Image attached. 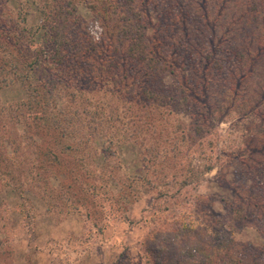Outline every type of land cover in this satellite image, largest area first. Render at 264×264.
I'll return each instance as SVG.
<instances>
[{
  "label": "rangeland",
  "instance_id": "1",
  "mask_svg": "<svg viewBox=\"0 0 264 264\" xmlns=\"http://www.w3.org/2000/svg\"><path fill=\"white\" fill-rule=\"evenodd\" d=\"M174 1L183 7L180 0ZM103 2L108 7L101 14L90 0H6L0 1V12L13 25L25 17L28 32L34 33L24 37L32 47L31 57L40 45L50 52L56 46L65 49L56 60L61 61L66 51H77L75 55L80 56L90 41L111 55L105 57L104 63L85 57L87 61L79 62L78 67L91 75L65 72L54 85V102L50 107L54 103L71 106L83 112L92 126L94 102L102 97L100 86L112 88V93L115 89L109 80L102 81V74L107 73L110 79V71L112 75L115 71L126 76L125 80L132 79L130 76L136 70L131 65H137L139 58L132 54L128 59L126 46L132 41L138 50L147 48L142 55L145 54L144 61L149 62L155 76L145 96L153 94L163 107L172 109L170 119L180 129L177 133L187 132V146L181 150L180 160L164 168V174L155 171L161 169L159 165L151 166L154 176L150 184L144 182L147 168L137 141L133 138L117 145L120 174L132 179V201L121 207L99 193L95 198L102 197L104 203L89 206V214L82 208L66 211L61 204L70 203L65 193L55 200L44 192L42 177L37 178L42 169H29L31 157L27 153L20 169L18 165L12 167L18 170L13 177L5 178L6 170L1 167L0 264H171L168 255L176 254L170 240L179 237L181 226L185 227L189 241H194L196 235L207 247L210 242L211 246L220 245L221 256L212 253L217 259H213L214 264H264V0H186L190 6L187 27H183L181 20L170 23L172 29L176 28L175 38L170 39L175 48L180 34L183 38L187 31L200 28L202 5L213 31L206 35L203 27L197 39L199 47L201 42L209 45L215 41L225 49L233 43L244 57V62L228 64V82H217L206 93L191 84L196 98L188 103L178 99V81L195 75L197 82L201 72L195 74L188 62L183 67L179 53L172 55L173 45L166 41L167 30L161 27L156 7L148 0H117L115 5L113 0ZM168 3L171 6L170 0L163 2ZM48 7L56 17L47 27L58 33L53 35L55 40L43 34L46 15L42 9ZM72 19L76 20L75 25H71ZM106 30L113 41L104 38ZM44 36L49 41L46 44ZM135 40L145 45H138ZM158 40L161 44H156ZM110 43L113 46H108ZM149 48L172 65L161 68L147 51ZM39 64L38 71L31 75L33 81L47 73L44 63ZM117 64L122 68L115 67ZM60 65L63 66L58 62L55 67ZM201 68L203 77L206 73ZM98 70L103 72L97 73ZM105 95L109 99L110 95ZM24 99L25 89L19 83L0 90L1 104L9 106ZM18 111L22 116L28 115L31 125L44 127L47 122L46 118L38 119V115L43 117L40 110L27 111L24 107ZM167 111L170 110L165 107V116ZM19 130L24 131L22 123ZM103 140L97 138L100 145ZM62 175L49 176L52 187L58 188ZM113 191L118 193L120 189L113 185Z\"/></svg>",
  "mask_w": 264,
  "mask_h": 264
},
{
  "label": "trees",
  "instance_id": "2",
  "mask_svg": "<svg viewBox=\"0 0 264 264\" xmlns=\"http://www.w3.org/2000/svg\"><path fill=\"white\" fill-rule=\"evenodd\" d=\"M90 1L97 8L99 14L101 11L106 12L108 6L103 0ZM115 1L117 0H113L112 5L116 4ZM157 1L159 0H148L150 4L156 7L162 29L167 30L166 41L171 42L170 39L175 38L176 28L172 29L170 23H180L181 20L183 27L186 28L190 6L186 0H180L183 7L174 4L176 2L174 0H170L171 6L169 3L163 4L166 0H161L158 3ZM199 9L203 12L199 21L200 28L192 29L193 34L187 31L183 38L180 34L181 39L176 48L174 43L171 42L173 48L170 45V49L174 50L173 56L179 53L183 67L188 62V65H191L190 69L195 71V74L196 71L200 70L201 72L200 80L197 82L194 78L195 75L188 80L178 81V99L187 103L190 100L194 102V98H196L192 85L198 91L206 93L207 90L214 88L217 82H228L226 77L229 63H235L238 60L244 62L242 52L237 51V47L233 43H229V47L225 49L219 46L221 42L215 44V41L210 42L209 45L206 44L207 42H201L202 47H199L200 41L197 39L203 27L207 31L206 35L213 31L205 15L207 11L202 5L199 6ZM50 10V7L46 10L42 9L46 15L43 18V34L49 39L55 40L57 37L53 38V35L58 33L47 28L49 23H53L51 19L55 17V13L51 14ZM24 20L25 17L22 16L21 20L13 25L12 20L0 12V90L3 87L19 83L26 93V99L13 102L9 106L1 104L0 101V168L3 167L6 170L5 178L7 175L13 177V172L18 170L17 168L12 169V167L18 165L19 168L27 153L31 157L29 158L31 160L29 169H42L36 176L39 179L42 177L44 192L50 193V197L55 200L59 194H67L70 203L65 204L64 201H61L66 211L72 212V209L76 211L82 208L89 214V206L98 207L104 203L101 201L102 197L99 200L95 198L100 194L107 196L111 202H118L121 207H124L126 202L132 201L130 198L132 196V179L120 174V161H118L115 151L117 145L133 138L137 141L136 144L143 153L144 166L147 168L144 182L150 184L152 183V176H154L150 171L151 166L159 165L161 169L155 171L164 174V168L169 164L172 165L174 160H180V156L183 154L180 152L187 146V132L177 133V130L180 129L175 127L173 119H170L172 109H169L167 105L163 107V103L153 94L145 96L152 81L151 78L155 76V72L148 65L149 62L144 61L145 54L142 55L143 50L147 48L138 50L132 46V41H129L126 46L128 59H131L130 55L132 54L139 58V61L136 62L137 65H131L134 71L136 70L134 75L130 76L132 79L125 80L126 76H121L115 71L114 75L110 71V79L107 73L102 74V81L109 80L115 89L112 93V88L110 89L103 84L100 86L102 97L98 102H94L96 104V108L93 110L95 126H92L82 116L83 112H78L71 106H57L54 103L50 107L51 102H54V85L65 75V72L71 71L74 75L82 73V76L91 75V72L78 67L80 66L79 62L87 61L85 57L91 56L95 61V58H98V62L104 63L105 57L109 58L111 55L107 51L100 50L98 45L90 41L91 45L88 43L80 56L75 55L77 51L73 53L66 51L67 55L72 56L64 55L61 61L56 60V57L65 49L56 46L54 49L51 48L52 52H50V49L46 50L45 45H40L41 47L35 50L38 51L37 54L31 57L29 52L32 47L30 43H26V38H24L30 32H28ZM70 22L71 25H75L76 20L72 19ZM49 27L53 26L50 25ZM36 29L38 30V28ZM109 34L110 32L106 30L104 38L113 41V39L108 38ZM45 36L43 40L46 44V41H49L46 40ZM86 38L90 39V37ZM64 39H68L66 35ZM225 39L228 38L225 37ZM157 42L161 44V41H156V44ZM135 43L141 46L145 45L141 40H135ZM108 46H113V43ZM134 46L137 47V45ZM147 51L151 52L155 60H158L161 68H164L165 65H172L170 61L168 63L159 58L160 56L156 54V51L150 48ZM37 55L40 56L37 57ZM67 58L70 61H66ZM247 60L250 61L251 59L247 57ZM58 62L63 66L60 65L56 68ZM39 63H44L47 73L33 81L31 75L35 70L38 71ZM119 66V64L115 65V67ZM182 66L181 68H183ZM103 67L105 66L103 65ZM201 67H204L203 72L207 76L205 74L202 77ZM101 72L103 71H97V73ZM171 73L174 74L172 71ZM106 93L108 96L110 95L109 99H105ZM131 93L132 97H130ZM179 100L174 99L173 101L178 102ZM24 107L27 111L40 110L43 117L38 115V119H47L44 127L28 123V115L22 116L18 111ZM165 107L170 110L167 111V116H165ZM20 123H22L23 132L19 130ZM99 137L104 139L101 141V145L97 141ZM176 167L177 164L174 165L173 170ZM51 174L56 176L63 174L60 177L58 188L52 187L51 179H49ZM0 180L2 179L0 178ZM113 185L119 187L118 193L113 191ZM54 192L57 193L55 197L53 196ZM89 203L90 205H88ZM183 233L185 238H183ZM177 235H179L177 239L173 237L170 240L173 242L172 249L176 254V256L168 255L171 264L172 262L174 264H214L213 259L216 261L217 259L213 258L212 253L215 252L218 258L221 256V247L218 244L211 246L210 242L209 247H207L198 239L200 236L196 235L193 236L194 241H189V237L186 238L188 233H185L183 226L180 227Z\"/></svg>",
  "mask_w": 264,
  "mask_h": 264
}]
</instances>
